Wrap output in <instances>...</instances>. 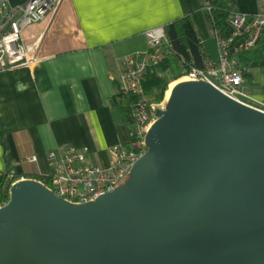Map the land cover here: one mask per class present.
Wrapping results in <instances>:
<instances>
[{"label": "water", "instance_id": "water-1", "mask_svg": "<svg viewBox=\"0 0 264 264\" xmlns=\"http://www.w3.org/2000/svg\"><path fill=\"white\" fill-rule=\"evenodd\" d=\"M175 81L113 190L75 202L11 183L0 264H264V110Z\"/></svg>", "mask_w": 264, "mask_h": 264}, {"label": "crops", "instance_id": "crops-1", "mask_svg": "<svg viewBox=\"0 0 264 264\" xmlns=\"http://www.w3.org/2000/svg\"><path fill=\"white\" fill-rule=\"evenodd\" d=\"M7 1L13 5L25 0ZM202 4L63 0L50 25L48 17L25 25L21 34L27 50L33 53L40 43L42 58L32 68L0 70V181L7 173L17 175L15 180L49 176L45 154L61 146L73 145L85 152L86 162L108 166L109 146L130 139L131 124L111 105L120 91L122 56L147 47L148 28L190 13L206 54L214 55V28ZM232 4L245 12L261 8L260 0ZM243 66L245 91L254 103L264 102V58ZM32 155L36 158L28 160Z\"/></svg>", "mask_w": 264, "mask_h": 264}, {"label": "built area", "instance_id": "built-area-1", "mask_svg": "<svg viewBox=\"0 0 264 264\" xmlns=\"http://www.w3.org/2000/svg\"><path fill=\"white\" fill-rule=\"evenodd\" d=\"M62 1L25 0L11 5L7 0H0V70L17 65L32 68L41 60L40 43L37 50L30 53L21 34L22 28L46 17L50 25ZM260 2L261 8L254 12L230 10L226 17L230 34L223 36L214 29L215 54L206 55L201 66L187 65L178 78L205 79L229 96L264 110V102L254 103L243 87L244 66L238 55L255 48L264 32V0ZM145 35L148 43L144 50L122 56L120 90L138 96L130 106L134 126L130 129L129 141L109 146L112 160L108 166L86 162L85 152L73 145L48 150L45 154L50 166L48 186L56 195L82 202L111 191L128 177L132 164L147 150L145 133L158 116V110L163 108V101H149L143 81L151 68L171 55L172 49L164 25L148 28ZM35 158L32 155L27 159ZM13 181L7 173L8 190Z\"/></svg>", "mask_w": 264, "mask_h": 264}, {"label": "trees", "instance_id": "trees-1", "mask_svg": "<svg viewBox=\"0 0 264 264\" xmlns=\"http://www.w3.org/2000/svg\"><path fill=\"white\" fill-rule=\"evenodd\" d=\"M233 0H203L202 7L207 13L208 19L213 28L218 30L223 36L230 34L231 28L227 24V13L233 9ZM209 7L207 9L206 7ZM196 17L194 13L184 15L164 25L165 34L170 42L172 53L169 57L164 58L158 65L164 62V66L171 64L172 60L177 63V71L170 68L173 72V78L179 77L182 69L189 64L201 66L203 59L207 55L199 37V31L196 26ZM239 57L243 65H248L252 61H259L264 58V32L259 38L255 48L239 52ZM157 65V66H158ZM150 72V71H149ZM147 73L143 84L145 95L149 101L161 100L163 93L167 88V83L163 77L151 73ZM157 90V92L155 90ZM156 92V93H155ZM138 98L136 94L125 93L121 90L111 98V105L117 107L123 118L131 124V129L134 126V121L131 116V103ZM18 176L11 175V181ZM46 185L50 184V176L39 177ZM6 175L0 181V204H3L8 199V188L5 186Z\"/></svg>", "mask_w": 264, "mask_h": 264}, {"label": "rangeland", "instance_id": "rangeland-1", "mask_svg": "<svg viewBox=\"0 0 264 264\" xmlns=\"http://www.w3.org/2000/svg\"><path fill=\"white\" fill-rule=\"evenodd\" d=\"M208 48V50H210V51H212V48L211 47H207ZM164 62H162L160 65H158V66H156L151 72H149V76H150V74L151 73H153V74H156V75H158V76H161V77H163V79L167 82L168 81V83H167V87H168V85H169V83L170 82H172V81H175V80H178L179 78H176V79H174L173 78V70L171 71V69L170 68H173L175 71H177L178 69V67H177V63H176V61L175 60H172V62H171V64H167V66H165V67H163L164 66ZM155 90V89H154ZM166 90H167V88L165 89V91H164V93H163V97L161 98V100L159 99V100H153V101H163V99H164V97H165V92H166ZM156 92H157V90H155ZM155 92V93H156ZM146 96V95H145ZM146 98L149 100V98H148V96H146Z\"/></svg>", "mask_w": 264, "mask_h": 264}, {"label": "bare ground", "instance_id": "bare-ground-1", "mask_svg": "<svg viewBox=\"0 0 264 264\" xmlns=\"http://www.w3.org/2000/svg\"><path fill=\"white\" fill-rule=\"evenodd\" d=\"M175 82H176V81H172V82L169 83V85H168V87H167V90H166V92H165V97H164L163 102H162L163 106H164L165 101L167 100V97H168V95H169L170 88L172 87V85H173Z\"/></svg>", "mask_w": 264, "mask_h": 264}]
</instances>
